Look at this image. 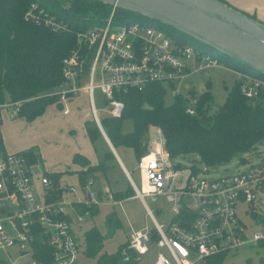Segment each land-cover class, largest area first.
<instances>
[{"label":"built area","instance_id":"obj_1","mask_svg":"<svg viewBox=\"0 0 264 264\" xmlns=\"http://www.w3.org/2000/svg\"><path fill=\"white\" fill-rule=\"evenodd\" d=\"M22 19L52 33L71 31L66 20L47 5L35 2L27 6ZM111 19L110 14L103 24L74 33L73 46L60 64L62 81L45 95L54 99L62 116H67L68 103L84 93L100 135L103 131L98 113L119 118L123 108L119 94L140 91L151 83L172 88L191 75L224 67L215 55L179 43L157 28L138 22L120 25ZM234 75L241 95L264 108V80L237 72ZM95 92L100 95L99 110L95 107ZM18 110L19 103L1 104L0 124L4 119L16 118ZM185 113L193 115L192 108L186 106ZM175 167L163 147L145 153L136 162L139 186L136 188L131 180L129 186L153 228L131 231L126 250L132 253L134 262H140L152 249V264H204L208 258L236 253L247 245L264 246V157L243 171L216 179L204 178L207 169L203 167L194 168L195 172L188 170L181 180L182 169ZM91 187V181L78 185V190L62 182L53 185L48 178L37 175L22 154L0 150V252H13L19 264H25L20 260L26 258L29 264H42L33 257L40 231L53 249L50 264H80V244L71 226L75 220L81 223L82 215L74 205L98 208L119 206L121 202L114 201L109 190L97 192ZM55 191L59 194L52 199ZM158 197L170 204L172 213L164 229L144 204L145 198L153 202ZM239 204L247 206L243 215L257 232L248 234L250 226L238 217Z\"/></svg>","mask_w":264,"mask_h":264},{"label":"trees","instance_id":"obj_2","mask_svg":"<svg viewBox=\"0 0 264 264\" xmlns=\"http://www.w3.org/2000/svg\"><path fill=\"white\" fill-rule=\"evenodd\" d=\"M32 2L47 5L52 12L69 23L71 31L52 33L41 26L25 23L22 16ZM110 14L111 20L116 24L138 22L157 28L177 39L179 43L215 55L225 68L233 72L264 80V76L188 36L134 13L89 0H0V105L19 103L16 117L24 118L28 122L40 118L49 106L60 109L53 98L45 95L62 81L60 64L73 46L74 33L103 24ZM243 15L256 21L252 16ZM164 92V84L151 83L140 91L129 90L118 95L123 103L119 118L99 120L113 149H130L137 162L148 151L146 145L142 144L143 135L148 128H153L160 134L162 147L170 160L195 155L200 165L213 167L223 165L253 150L259 142H264V108L259 103L246 100L239 92L236 81L222 104L216 108H212L207 85L206 90L200 94L190 90L186 96L173 95L168 106L163 105ZM190 102L193 104L189 105ZM186 106L192 108L193 115L185 113ZM123 120L131 121L132 128L128 133L121 130ZM83 128L90 146L93 139L101 137L92 120L85 121ZM0 150L5 152L1 133ZM17 153L22 154L31 167L40 161L34 148ZM104 157L114 159L110 151ZM71 163L77 170L70 174L76 175L79 186L85 185L96 169L101 170L100 173L104 171L101 162L90 165L86 157L76 153L72 155ZM175 169L181 168L176 164ZM189 170L195 172L193 167ZM41 175L48 178L53 185L59 184L62 176L56 172H43ZM57 194L59 191L51 193V198L54 199ZM112 196L114 201H123L133 197V191L129 186L124 195L112 193ZM74 209L79 215L87 214L90 218L98 212L97 207L74 205ZM118 228L117 218L109 213L105 219L106 236L110 237ZM106 236H101L94 228L85 231L79 259L92 260V264H137L133 261L132 253L126 250L127 242L120 245L113 254L101 252ZM154 238L153 235L152 239ZM33 248L34 259L42 264L51 263L53 249L46 243V238L40 231L37 232ZM125 257L127 260H124ZM223 258L224 255L214 256L206 259L204 264H222Z\"/></svg>","mask_w":264,"mask_h":264},{"label":"rangeland","instance_id":"obj_3","mask_svg":"<svg viewBox=\"0 0 264 264\" xmlns=\"http://www.w3.org/2000/svg\"><path fill=\"white\" fill-rule=\"evenodd\" d=\"M235 79L234 72L224 67L196 73L175 83L172 88H166L165 86L163 105H170L175 94L186 96L190 90H193L196 94H200L206 90L207 85L212 98V108H216L222 104L226 94L232 88ZM73 100H80L79 106L76 105L75 108L74 106L71 107L67 117H61L59 108L52 105L46 108L45 113L40 118L32 122L18 117L13 120L4 119L0 125V133L5 153L25 151L27 148L33 147L40 158L39 163L34 166V171L37 175L40 176L43 172L61 173L60 182L78 190L76 175L70 174L77 170L76 167L72 169V155L70 154L75 150L83 154L91 165L96 164L98 161L104 165L102 173H100L101 170L99 169L93 172L91 177L93 181L91 179L87 180L92 182L91 189L96 191V189L103 190L107 188L112 193L124 195L129 188V183L119 169L116 161L114 159H105L104 155L109 153V151L104 144L103 138L96 137L90 146L89 141L84 135L82 120H91L86 98L83 95L81 96V94H77ZM94 100L96 109H101L102 105L100 104L99 93L95 92ZM98 115L99 119L108 118L101 112ZM72 121H74L75 126L72 125ZM131 128L130 120L122 121L121 130L123 133L130 132ZM142 144L146 145L147 152H154L162 147V140L158 131L148 128L143 135ZM114 151L128 173L130 180L138 188L139 177L136 170V160L133 157L132 151L122 147L114 149ZM263 157L264 145L261 147L256 146L253 150L237 158H233L223 165L213 167L200 165L195 155L181 156L173 161L182 169V173L180 174L181 180L186 177L187 171L192 167L198 170L205 167L207 172L204 174V178L216 179L223 175L243 171L250 165L256 164ZM67 171L69 173H66ZM259 203L261 202L259 201ZM144 204L151 212L156 224L164 229L172 217L170 204L163 197H158L153 202L149 198H145ZM245 210H247V206L239 204L237 207L238 217L246 226H250L248 234L257 232V227L252 225L250 219L243 215ZM109 213L115 215L119 222V228L110 237H107L105 219ZM81 217V223H76L74 218V224L71 226L74 238L80 244V248L83 242V233L94 228L101 236H106L101 250V252L106 254H113L120 245L126 243L131 231L141 230L144 226L150 229L153 228L150 218L138 199L126 198L120 202L119 206L110 207L102 205L98 207L96 216L90 218L87 214H84ZM8 253L6 255L0 252V260L2 261L0 264H9L10 262L19 264L17 256L13 252ZM154 256L155 249H152L146 256L141 257L140 262L137 264H152ZM20 262L29 264V259L26 258L20 260ZM92 262V260L79 259L80 264H92ZM222 264H264V246H244L236 253L225 255Z\"/></svg>","mask_w":264,"mask_h":264},{"label":"water","instance_id":"obj_4","mask_svg":"<svg viewBox=\"0 0 264 264\" xmlns=\"http://www.w3.org/2000/svg\"><path fill=\"white\" fill-rule=\"evenodd\" d=\"M89 1L160 23L264 76V25L217 0Z\"/></svg>","mask_w":264,"mask_h":264},{"label":"crops","instance_id":"obj_5","mask_svg":"<svg viewBox=\"0 0 264 264\" xmlns=\"http://www.w3.org/2000/svg\"><path fill=\"white\" fill-rule=\"evenodd\" d=\"M218 1H221L222 3H224L225 5H227L228 7L236 10L237 12L239 13H242V14H245L247 16H252L257 22L261 23L264 25V0H218ZM81 96L83 95L85 98H86V95L84 93H80ZM74 97L71 99V101L68 103V110H69V113H70V110H71V107L74 106V108L76 107V105L79 106V102L80 100H73ZM87 101V99H86ZM72 105V106H71ZM88 105V104H87ZM60 110V109H59ZM68 113V115H69ZM61 115V113H60ZM67 115V116H68ZM67 116H62L61 117H67ZM4 121V120H3ZM85 121L82 120V123H84ZM3 123V122H2ZM1 123V124H2ZM72 125H74V121H72ZM84 129V128H83ZM104 144L106 145L107 149L110 151L107 143L104 141ZM29 148H33V147H29ZM27 148V149H29ZM26 149V150H27ZM19 151H12V152H9V153H17ZM21 152V151H20ZM114 160L116 161L119 169L121 170V172L124 174V176L126 177L128 183H129V180H130V177L128 175V173L125 171L123 165L121 164L119 158L117 157V155L115 154V151L114 149L112 148V150L110 151ZM80 154L82 156H84L83 154L81 153H78L76 152L75 150L73 152H71L70 154L73 155V154ZM72 157V156H71ZM85 157V156H84ZM90 163V162H89ZM91 165V163H90ZM74 168V166H72V169ZM93 181V180H92ZM108 190L107 188H104L103 190ZM102 189H96V191H103ZM111 192V191H110ZM112 193V192H111ZM131 199H134L133 197H131Z\"/></svg>","mask_w":264,"mask_h":264}]
</instances>
